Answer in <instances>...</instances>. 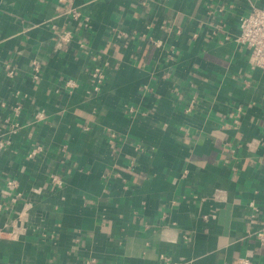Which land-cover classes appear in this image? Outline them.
<instances>
[{
    "label": "crops",
    "instance_id": "0c3cea01",
    "mask_svg": "<svg viewBox=\"0 0 264 264\" xmlns=\"http://www.w3.org/2000/svg\"><path fill=\"white\" fill-rule=\"evenodd\" d=\"M253 7L0 0V189L21 193L2 198L0 264H264V70L235 41Z\"/></svg>",
    "mask_w": 264,
    "mask_h": 264
},
{
    "label": "built area",
    "instance_id": "2783aa9c",
    "mask_svg": "<svg viewBox=\"0 0 264 264\" xmlns=\"http://www.w3.org/2000/svg\"><path fill=\"white\" fill-rule=\"evenodd\" d=\"M78 12L74 11L73 16H77ZM239 31L235 36V41L245 46L249 50V63L251 68L253 69H262L264 70V8L253 7L246 15H243L238 23ZM179 32V30H176ZM61 40L64 43L70 42L71 32L69 30H65L62 35L60 36ZM151 41L156 46H161V40L151 38ZM107 65V63H106ZM35 71L38 70V64L35 63L34 65ZM90 76V83L92 86L93 91H98L101 88V85L105 79V71L102 65H94L89 73ZM76 86V82L73 79H68L64 83V87L72 88ZM18 108H16L15 112L17 115ZM240 108H238V112ZM45 114L43 111H38L34 114L35 120H39L44 118ZM238 120V117L235 118V121ZM21 127V124L18 120H14L11 123V131L16 132L18 128ZM10 140L3 136L0 133V149L4 148L9 144ZM42 150L41 145L34 146L31 151L29 152L28 156L33 157L38 152ZM50 182L53 185L61 186L62 185V178L57 174L50 175ZM5 187L0 189V213L5 209V203L2 200L3 197H9V201L14 203L21 195V193L17 190L18 183L17 179L13 177H8L5 180ZM249 207L257 212L259 211L260 207H258L254 201L249 203ZM253 215H256L253 213ZM24 227L22 226H14L10 230H3L7 235V238L15 239L21 233L24 232ZM252 235L258 240L261 246H264V226L255 230ZM251 259L250 256H244L237 260L236 264H250Z\"/></svg>",
    "mask_w": 264,
    "mask_h": 264
}]
</instances>
